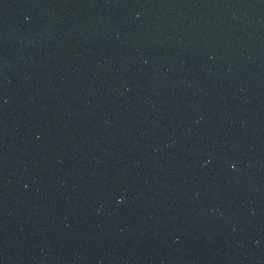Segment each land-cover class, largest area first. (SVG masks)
<instances>
[{"label":"water","instance_id":"obj_1","mask_svg":"<svg viewBox=\"0 0 264 264\" xmlns=\"http://www.w3.org/2000/svg\"><path fill=\"white\" fill-rule=\"evenodd\" d=\"M0 264H264V0H0Z\"/></svg>","mask_w":264,"mask_h":264}]
</instances>
